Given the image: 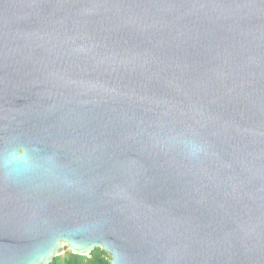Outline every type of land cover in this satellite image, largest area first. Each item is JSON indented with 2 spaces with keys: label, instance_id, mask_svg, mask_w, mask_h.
<instances>
[{
  "label": "water",
  "instance_id": "95a60500",
  "mask_svg": "<svg viewBox=\"0 0 264 264\" xmlns=\"http://www.w3.org/2000/svg\"><path fill=\"white\" fill-rule=\"evenodd\" d=\"M65 249L264 264V0H0V264Z\"/></svg>",
  "mask_w": 264,
  "mask_h": 264
},
{
  "label": "trees",
  "instance_id": "16d2710c",
  "mask_svg": "<svg viewBox=\"0 0 264 264\" xmlns=\"http://www.w3.org/2000/svg\"><path fill=\"white\" fill-rule=\"evenodd\" d=\"M51 264H110V258L101 249H95L88 257L65 253L55 258Z\"/></svg>",
  "mask_w": 264,
  "mask_h": 264
},
{
  "label": "snow or ice",
  "instance_id": "6c2138e0",
  "mask_svg": "<svg viewBox=\"0 0 264 264\" xmlns=\"http://www.w3.org/2000/svg\"><path fill=\"white\" fill-rule=\"evenodd\" d=\"M62 235H64V234H58V235L56 236L55 244L53 245L52 248L49 249L48 254H51V252L55 251V245H58L59 238H60V236H62ZM117 258L119 259V254H117ZM41 259H44V257H41Z\"/></svg>",
  "mask_w": 264,
  "mask_h": 264
},
{
  "label": "rangeland",
  "instance_id": "374dc122",
  "mask_svg": "<svg viewBox=\"0 0 264 264\" xmlns=\"http://www.w3.org/2000/svg\"><path fill=\"white\" fill-rule=\"evenodd\" d=\"M68 252H70V251H69L68 249H65V253H68ZM65 253H64V254H65ZM64 254H63V255H64Z\"/></svg>",
  "mask_w": 264,
  "mask_h": 264
},
{
  "label": "clouds",
  "instance_id": "9594fccd",
  "mask_svg": "<svg viewBox=\"0 0 264 264\" xmlns=\"http://www.w3.org/2000/svg\"><path fill=\"white\" fill-rule=\"evenodd\" d=\"M77 251H79V249H77Z\"/></svg>",
  "mask_w": 264,
  "mask_h": 264
}]
</instances>
